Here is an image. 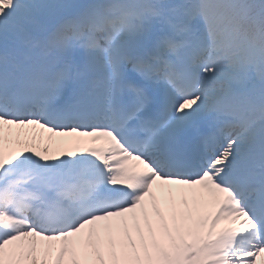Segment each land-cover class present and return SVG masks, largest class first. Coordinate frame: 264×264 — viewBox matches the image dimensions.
<instances>
[{
	"label": "snow or ice",
	"instance_id": "snow-or-ice-1",
	"mask_svg": "<svg viewBox=\"0 0 264 264\" xmlns=\"http://www.w3.org/2000/svg\"><path fill=\"white\" fill-rule=\"evenodd\" d=\"M0 264H264V0H0Z\"/></svg>",
	"mask_w": 264,
	"mask_h": 264
}]
</instances>
